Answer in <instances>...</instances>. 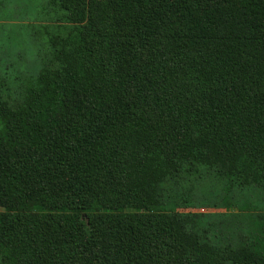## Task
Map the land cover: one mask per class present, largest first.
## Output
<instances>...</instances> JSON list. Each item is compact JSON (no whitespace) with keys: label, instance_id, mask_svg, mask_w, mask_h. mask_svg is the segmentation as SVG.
<instances>
[{"label":"trees","instance_id":"trees-1","mask_svg":"<svg viewBox=\"0 0 264 264\" xmlns=\"http://www.w3.org/2000/svg\"><path fill=\"white\" fill-rule=\"evenodd\" d=\"M46 7L54 66L0 80V264H264V0ZM199 167L224 212L177 209Z\"/></svg>","mask_w":264,"mask_h":264},{"label":"rangeland","instance_id":"rangeland-1","mask_svg":"<svg viewBox=\"0 0 264 264\" xmlns=\"http://www.w3.org/2000/svg\"><path fill=\"white\" fill-rule=\"evenodd\" d=\"M50 10L46 7V0H0V80L7 88L3 91V96L20 99L22 97L20 90L26 88L37 75L39 65L54 66L48 47V37L53 35V31H58L57 23H61L63 17H60L59 12ZM36 52L42 54V60L37 59ZM187 169H190L189 172H195V167L188 166ZM207 169L199 167L197 175L190 174L193 178L184 184L182 182V186L177 190V194L179 191V194L185 195V199L182 200H186L187 204L199 203V206L207 205V207H184L181 200L179 201L181 207L177 208L179 211L217 213L225 211L219 199L224 194L227 182L214 170ZM186 176L189 175L184 173V177ZM185 185L187 186L183 188ZM230 196L234 208L229 211L238 213L240 212L238 205L242 203L248 205L239 216L241 218L239 220L244 219L245 224L248 220L245 219L246 214L255 210L251 204L259 198L258 190L234 188ZM260 207L262 210V206ZM233 224L236 225L237 222L233 221Z\"/></svg>","mask_w":264,"mask_h":264}]
</instances>
